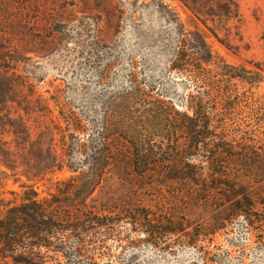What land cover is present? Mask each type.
I'll list each match as a JSON object with an SVG mask.
<instances>
[{
  "label": "rangeland",
  "instance_id": "374dc122",
  "mask_svg": "<svg viewBox=\"0 0 264 264\" xmlns=\"http://www.w3.org/2000/svg\"><path fill=\"white\" fill-rule=\"evenodd\" d=\"M0 2V15L20 22L14 32L20 53L0 62V216L25 197H34L33 192L44 202L69 204L73 196L65 193L64 186L59 192L57 181L74 174L59 164L80 160L76 145L86 141L87 133L105 129L93 128L100 126L104 113L114 111L112 116L117 115L115 107L107 109L106 104L128 85L132 67L139 80L146 85L156 83L163 92V97L153 93V99L171 103L176 111H187L178 101L184 100L185 89L187 94L194 92L193 82L171 68L178 47L177 24L204 34L218 60L247 69L264 62V0ZM115 20L120 25L114 24ZM84 23L90 29L84 28ZM98 41L100 46L95 45ZM98 49L104 57L100 61ZM110 63L114 65L106 70ZM254 91L264 95V78H257ZM68 117H78L87 128H68L63 119ZM116 130L110 128L106 138L114 152L119 146ZM164 136L159 131L152 139L158 144ZM177 136V144L185 143L180 132ZM69 144H73L71 150ZM110 156L109 164H115L113 159L118 157ZM172 176L177 179L179 175ZM164 178L142 196L143 200L156 218L165 212L187 218L189 238L167 235L156 221L154 230L135 226L123 210L132 195L130 186L120 184L110 169L87 200L105 225L82 236L81 256L73 254L72 264H264V190L258 188L252 197L249 225L247 215L234 216L228 210L217 214L194 207V200L182 194L189 189L186 183L177 179L167 188L162 186ZM214 217L217 227L208 228L211 235L202 236L196 244L186 242L198 233L199 225ZM76 239L64 233L57 242L73 246ZM48 256L52 264H67L60 254L49 251Z\"/></svg>",
  "mask_w": 264,
  "mask_h": 264
},
{
  "label": "trees",
  "instance_id": "16d2710c",
  "mask_svg": "<svg viewBox=\"0 0 264 264\" xmlns=\"http://www.w3.org/2000/svg\"><path fill=\"white\" fill-rule=\"evenodd\" d=\"M164 10L169 9L164 7ZM113 23L120 25L117 20ZM19 25L17 18L0 15V62L15 52L20 53L14 38ZM85 26L91 27L88 23ZM175 30L178 47L171 68L193 82L194 92L187 94L185 89L184 100L178 101L187 111H176L171 103L153 99V93L163 97V92L156 83L146 85L139 80L132 67L127 75L128 85L121 87L106 104L107 109L115 107L117 115L112 116L114 111L104 113L100 126H93L105 128L106 133L103 129L93 135L87 133L86 141L76 145L82 158L76 163L59 164L74 174L57 181L59 192L64 186L65 193L73 196L69 204L47 203L33 192L34 197H25L20 205L0 216V264H52L49 251L62 255L67 264H72L73 254L81 256L82 236L105 225L87 200L101 186L110 169L120 184L130 186L132 195L129 202H124L123 210L139 228L151 230L156 221L163 225L167 235L182 236L185 240L191 234L184 216L178 219L165 212L156 218L146 207L142 196L156 189V182L164 177L163 187L171 188L177 179L186 183L189 189L182 194L194 200V207L202 206L217 214L228 210L234 216L247 215L245 219L251 225L252 197L264 190L261 186L264 184V95L254 91L257 78H264V62L253 64L254 69L228 64L214 56L201 32L188 31L181 24ZM95 45L100 46L101 42ZM97 53V60H102L99 49ZM112 64L105 65L106 70ZM63 119L75 131L87 128L78 117ZM110 128H117L116 152L106 139ZM159 131L165 136L155 144L152 134ZM178 132L186 139L185 143L177 144ZM61 135L66 146V136ZM71 146L68 145L70 150ZM63 151L65 154L67 150L63 148ZM110 155L118 157L113 159L115 164H109ZM172 173H178V178L174 179ZM214 220L215 217L206 221V225H199L198 233L186 242L196 244L202 236L211 235L208 228L217 227ZM221 220L224 223L225 219ZM64 233L77 237L75 245L57 242Z\"/></svg>",
  "mask_w": 264,
  "mask_h": 264
}]
</instances>
